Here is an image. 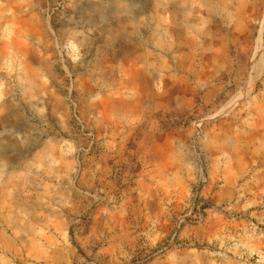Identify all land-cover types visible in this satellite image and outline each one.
<instances>
[{
  "label": "rangeland",
  "instance_id": "rangeland-1",
  "mask_svg": "<svg viewBox=\"0 0 264 264\" xmlns=\"http://www.w3.org/2000/svg\"><path fill=\"white\" fill-rule=\"evenodd\" d=\"M0 264H264V0H0Z\"/></svg>",
  "mask_w": 264,
  "mask_h": 264
}]
</instances>
